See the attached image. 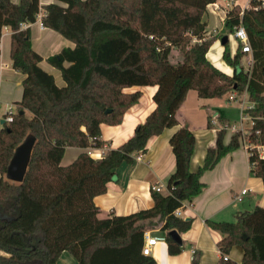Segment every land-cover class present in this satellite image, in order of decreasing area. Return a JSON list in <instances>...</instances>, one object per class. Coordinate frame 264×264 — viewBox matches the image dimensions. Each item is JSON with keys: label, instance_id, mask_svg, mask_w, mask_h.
<instances>
[{"label": "trees", "instance_id": "16d2710c", "mask_svg": "<svg viewBox=\"0 0 264 264\" xmlns=\"http://www.w3.org/2000/svg\"><path fill=\"white\" fill-rule=\"evenodd\" d=\"M58 1L41 5L40 0H0V22L31 51L13 57V67L25 74L23 94L14 104L13 120H4L0 127V264H58L64 250L79 264H155L153 256L142 253L146 228L139 222L164 219L168 251L180 253L184 244L169 231L191 227L192 218L176 210L203 191V172L245 141L264 144V6L247 8L242 15L240 6H234L224 31L207 35L204 16L215 0ZM39 14L44 26L75 43L47 57L61 71L62 86L40 65L42 56L31 48L29 27H20L21 22H35ZM241 23L249 35L252 62L246 67L241 45L232 54L227 41L222 56L234 69L230 75L215 66L207 52ZM174 52L181 53L175 61ZM142 85H157L156 106L128 139L99 158L81 152L71 164H61L67 146H104L101 124L120 123L142 95L126 88ZM190 89L201 98L247 91L250 106L243 112L252 121L247 132L236 131L225 141L230 121L220 117L216 144L207 148L194 171L196 137L189 127L179 126L170 137L176 164L166 191L151 188V207L99 217L94 197L117 179L115 169L122 162H132L146 150L151 136L179 124L176 113ZM208 126H213L212 116ZM28 134L36 139L25 178L9 180L8 164ZM249 158L251 174L264 183V158L256 153ZM207 223L223 234L219 264H264V206L244 210L234 221ZM235 245L243 248L242 260L224 259ZM200 257L194 249L191 264H200Z\"/></svg>", "mask_w": 264, "mask_h": 264}, {"label": "crops", "instance_id": "0c3cea01", "mask_svg": "<svg viewBox=\"0 0 264 264\" xmlns=\"http://www.w3.org/2000/svg\"><path fill=\"white\" fill-rule=\"evenodd\" d=\"M19 3L20 0H13ZM50 2H59L58 0H40V4ZM242 2V0H241ZM61 3V2H59ZM41 15V14H39ZM41 16L35 21L30 22L28 27L31 31V48L42 56L40 65L52 73L58 85H64L61 71L47 61V57L59 52L63 47H73L75 43L58 31L44 26ZM207 21V35L220 33L224 31V21L218 15L206 12L204 16ZM209 28V30H208ZM218 44L220 49V63L228 68H221L216 65L212 57L208 59L225 73L232 75L233 67L223 59L224 45L220 38L216 39L212 45ZM212 45L210 47H212ZM229 46L231 53L234 54L238 48V42L235 38L229 37ZM30 55V49L21 47L12 36V29L0 22V122L4 119L8 106L20 100L23 94L22 81L25 74L13 67V57L15 54ZM243 63L249 66L252 56L247 54ZM157 85H142L126 88L127 91L141 90L142 95L139 101L131 106L123 115V119L118 124H101L102 137L105 144L102 147H95L101 151V156L109 148L118 147L133 133L135 126L143 122L147 115L155 108L156 102L153 95ZM243 94L240 106L231 104L230 100H237L238 96ZM231 96L235 98L232 99ZM225 97V98H224ZM228 102V104H227ZM250 102L247 97V91H230L222 97L201 98L195 89H190L177 110L176 116L178 125L166 128L162 133L153 135L147 141L146 150L140 152V159L135 158L132 162H122L115 170L117 179L110 180L107 183V189L104 193L94 197V202L99 207L98 216L108 217L112 213L125 215L135 212L139 209L151 207L154 200L151 195V188L154 184H160L162 191H166V181L170 173L175 169L176 158L170 143V137L179 126L189 127L195 134V149L191 159V169L197 170L203 163L207 148L216 144L217 129L220 127V117L227 118L230 126H234L236 131L243 129L247 132L251 126L250 118L243 119L244 107ZM237 108L240 116L241 126L237 125V116H233L232 109ZM236 114V113H235ZM212 116L213 126H208V117ZM250 121V125H243ZM1 127V126H0ZM227 128L225 141L230 139L232 131ZM90 147L67 146L62 157L61 164H71L81 152H89ZM138 155V154H137ZM250 153L244 144L228 152L217 164L203 172L201 180L206 186L203 191L192 201H184L181 207L180 216L192 218L191 227L179 232L183 240L184 249L177 254H171L168 251L167 241L160 240L153 246L151 256L155 259V264H191L194 249L200 251V264H219L220 250L218 242L223 234L207 223V219L222 221H234L238 215L246 210L244 204L249 202L251 210L257 205L264 206V183L260 176L250 172ZM247 187L249 191L244 195L243 201L236 199V195ZM144 221H151L153 226L146 230L153 236L165 235L166 231L162 229L164 219L154 218ZM142 221L139 222V225ZM243 248L241 245L232 247L228 256L230 259L240 262L243 257ZM58 264H79L78 260L68 250H64L59 257Z\"/></svg>", "mask_w": 264, "mask_h": 264}, {"label": "built area", "instance_id": "2783aa9c", "mask_svg": "<svg viewBox=\"0 0 264 264\" xmlns=\"http://www.w3.org/2000/svg\"><path fill=\"white\" fill-rule=\"evenodd\" d=\"M236 5L240 6V9H241L240 15H242L244 13V10L247 8L259 9L260 7L264 6V0H242V2L241 0H215L213 2H210L207 5V12L218 15V17L222 21H225L228 11ZM29 23L30 22L28 21L21 22L20 27L26 28L28 27ZM228 35L229 37H233L236 39V41L238 42V46L241 45L242 51L248 54H251L252 48L250 45L249 35H248V32L245 26L242 23L237 25L232 32L228 33ZM231 98L234 99L235 97L231 96ZM249 106L250 104L247 105L246 107H249ZM14 112H15V105L11 103L8 106L7 113L4 117V120L8 122L12 121L14 117ZM247 117L250 118L248 114L244 113L243 119ZM212 122L215 123L217 122V120L213 119ZM226 126L227 128L229 127L228 124ZM230 127L233 129L235 128L234 126H230ZM234 130L236 131V128ZM239 131H241L242 134L244 135L245 131L243 129ZM243 144L247 147V149L249 150V153H256L259 157L264 158V144H250L246 141ZM250 149L251 151L252 150L253 151L250 152ZM88 153L94 158L101 157V151L95 149V147H91ZM136 158L140 159L141 158L140 154L136 155ZM153 188L159 191H162L163 189L162 186L157 183L153 185ZM248 191L249 189L247 187H244L240 191V193L236 195V199L239 201H243L244 195ZM180 213H181V207L176 210V214L180 215ZM164 239H165V235L153 236L152 234H150L148 230H145L144 231V242L142 246V253L146 255H151L153 246L156 245L160 240H164ZM223 258L228 259L229 258L228 254H224Z\"/></svg>", "mask_w": 264, "mask_h": 264}, {"label": "water", "instance_id": "95a60500", "mask_svg": "<svg viewBox=\"0 0 264 264\" xmlns=\"http://www.w3.org/2000/svg\"><path fill=\"white\" fill-rule=\"evenodd\" d=\"M227 41H229V35L225 34L222 38H220V42L224 45ZM21 112H24L23 110ZM4 123V119L2 120ZM35 136L33 134H28L24 140L17 145L15 148L14 154L8 164L5 176L7 179L21 182L24 180L26 172L28 170V166L31 160L32 151L35 145ZM244 208L246 210H251L249 202L244 204ZM141 226L143 228H147L153 226L151 221H142ZM146 230V229H145ZM171 237L178 243L182 244L183 240L181 238V234L177 229H171L169 231Z\"/></svg>", "mask_w": 264, "mask_h": 264}, {"label": "rangeland", "instance_id": "374dc122", "mask_svg": "<svg viewBox=\"0 0 264 264\" xmlns=\"http://www.w3.org/2000/svg\"><path fill=\"white\" fill-rule=\"evenodd\" d=\"M208 30H209V28H208ZM213 34V32L211 31L210 32V34L209 35H212ZM213 46V45H212ZM248 53H246L244 56H243V60L245 61L246 60V57L248 56L247 55ZM174 57H173V61H175L176 60V58H179L180 57V55H181V53H177V52H174ZM223 71V70H222ZM242 96H243V94H241L240 96H238V99L237 100H230V102H231V104L232 105H234L233 107H235V106H240V104L242 103V102H245L244 100L245 99H243L242 98ZM225 98V97H224ZM227 104H228V102H227ZM236 113V114H235ZM232 114H233V116H237V126L238 127H240L241 126V122H240V116H239V113L237 112V108L236 109H232ZM229 125V124H228ZM245 127H246V125H247V127L246 128H248V126L250 125V121H246V123H244L243 124ZM0 126H1V122H0ZM229 129H231L232 131L235 129H233V128H231V127H229ZM235 131V130H234Z\"/></svg>", "mask_w": 264, "mask_h": 264}, {"label": "bare ground", "instance_id": "6f19581e", "mask_svg": "<svg viewBox=\"0 0 264 264\" xmlns=\"http://www.w3.org/2000/svg\"><path fill=\"white\" fill-rule=\"evenodd\" d=\"M220 47L218 46V44H214L212 47H211V50L210 52L208 53V55L210 57H212L213 61L215 62L216 65H219L221 66V68H225L226 70H228V68H226L222 62L220 63Z\"/></svg>", "mask_w": 264, "mask_h": 264}]
</instances>
